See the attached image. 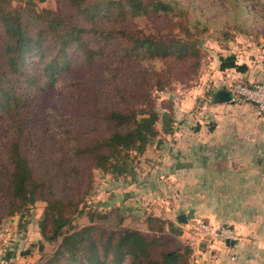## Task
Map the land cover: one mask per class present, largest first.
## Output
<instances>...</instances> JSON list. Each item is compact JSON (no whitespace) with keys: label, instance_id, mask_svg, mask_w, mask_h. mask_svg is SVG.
<instances>
[{"label":"trees","instance_id":"1","mask_svg":"<svg viewBox=\"0 0 264 264\" xmlns=\"http://www.w3.org/2000/svg\"><path fill=\"white\" fill-rule=\"evenodd\" d=\"M55 2L0 0V223L43 203L40 238L21 252L34 249L35 264H191L193 248L172 219L87 199L94 170L140 183L136 158L166 142L157 139L160 120L174 135V118L158 114L151 91L198 71L189 38L204 21L179 0ZM248 14L238 7V21ZM218 60L220 70H246L234 54Z\"/></svg>","mask_w":264,"mask_h":264},{"label":"crops","instance_id":"2","mask_svg":"<svg viewBox=\"0 0 264 264\" xmlns=\"http://www.w3.org/2000/svg\"><path fill=\"white\" fill-rule=\"evenodd\" d=\"M261 40L258 45L257 38L238 34L232 54L246 65L244 72L220 70L218 57L210 61L203 113L195 115L192 124H176L170 139L168 173L173 180L179 177L171 184L176 182L181 195L190 193L186 202L171 197L170 215L227 223L237 234L228 247L215 242L201 249L197 243L194 264H264V117L251 103L236 105L230 95L224 101L216 98L231 80H264ZM234 109L238 113L229 116ZM182 177L187 178L185 189Z\"/></svg>","mask_w":264,"mask_h":264},{"label":"rangeland","instance_id":"3","mask_svg":"<svg viewBox=\"0 0 264 264\" xmlns=\"http://www.w3.org/2000/svg\"><path fill=\"white\" fill-rule=\"evenodd\" d=\"M179 1L189 6L190 14L193 17L199 16L204 21V24L201 25L202 27L205 25L204 28L202 29L200 26L194 30V34L189 38L193 39L200 52L199 69L195 73L189 72L188 75L176 74L166 88L161 91L152 90L151 98L159 115L168 113L174 118L177 125L182 123L187 125V123H194L195 115L203 113L202 107L206 102L207 95L205 84H209L208 81L205 82L204 77L210 74V61L216 62L220 54H232L236 50V46L238 47V34H248L257 38L258 45L263 43L261 39H264V0ZM195 1L200 2V5L194 3ZM35 2L38 7L52 9L56 7L55 0H35ZM240 6L250 12L247 16L241 17L248 21L246 23L238 21V7ZM157 19L164 21L163 18ZM156 27L161 30L163 23H158ZM167 35L170 38H184L185 36L182 32L174 34L170 32ZM235 81L238 80L235 79ZM218 93H216L218 100H228L229 94L226 90H220ZM244 104L246 103H236V105ZM237 113L238 111L234 109L229 111V116ZM223 114L226 113L223 112ZM155 129L157 139H164L167 143L163 144L162 142L156 145L154 142L136 158L135 170L140 183L130 182L125 185L122 179H116L110 174L94 170L92 195L87 200L99 209L120 206L122 209H129L140 218L145 215H156L172 219L181 231L180 239L189 243L193 248L190 262L194 264V247L201 242V238L189 233L186 227L191 221L205 222V220L190 217L193 220L188 218L190 221L183 224L177 222L176 216L170 215L171 197L174 196L176 200L180 199V201L186 202L187 195L190 193L181 195V191L177 192L176 190V182L174 185L171 184V181L179 178L175 177L173 180L168 173L171 171L170 139L174 135L170 138V135L162 132L161 120L156 124ZM186 134L183 132L181 135L185 136ZM182 178L185 189L187 178ZM127 179L131 181L132 177L128 176ZM145 179L147 181L142 183ZM42 209L43 203L37 202L24 216L14 215L2 220L0 223V264H35L37 253L34 249H32L33 255L31 256H26L21 252L40 238L37 221ZM210 243L213 244V242Z\"/></svg>","mask_w":264,"mask_h":264},{"label":"built area","instance_id":"4","mask_svg":"<svg viewBox=\"0 0 264 264\" xmlns=\"http://www.w3.org/2000/svg\"><path fill=\"white\" fill-rule=\"evenodd\" d=\"M226 90L233 102L238 104L251 103L255 107L256 112L264 117V81L251 83L229 81L226 84ZM186 230L197 235L198 238H207L219 243L237 239L236 231L226 224L213 226L208 222L195 220L189 222Z\"/></svg>","mask_w":264,"mask_h":264},{"label":"water","instance_id":"5","mask_svg":"<svg viewBox=\"0 0 264 264\" xmlns=\"http://www.w3.org/2000/svg\"><path fill=\"white\" fill-rule=\"evenodd\" d=\"M179 222L181 223H186L187 222V219H186V216L184 214H179L177 215V218H176ZM234 241L231 240V241H226V244L229 245V244H233Z\"/></svg>","mask_w":264,"mask_h":264}]
</instances>
